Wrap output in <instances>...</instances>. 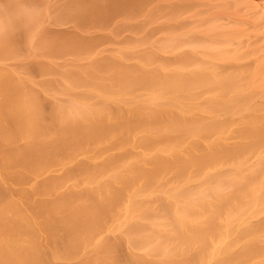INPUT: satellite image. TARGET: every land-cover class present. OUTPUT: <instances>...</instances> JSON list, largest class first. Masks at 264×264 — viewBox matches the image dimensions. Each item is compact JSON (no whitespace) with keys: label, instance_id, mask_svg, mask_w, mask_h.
I'll list each match as a JSON object with an SVG mask.
<instances>
[{"label":"bare ground","instance_id":"1","mask_svg":"<svg viewBox=\"0 0 264 264\" xmlns=\"http://www.w3.org/2000/svg\"><path fill=\"white\" fill-rule=\"evenodd\" d=\"M75 1L0 0V264H264V0Z\"/></svg>","mask_w":264,"mask_h":264},{"label":"rangeland","instance_id":"2","mask_svg":"<svg viewBox=\"0 0 264 264\" xmlns=\"http://www.w3.org/2000/svg\"><path fill=\"white\" fill-rule=\"evenodd\" d=\"M75 3L74 4H77V2L75 1V0H73ZM78 2L80 1V3H81V0H77ZM84 1H86V0H84ZM90 1V0H89ZM88 1V2H89ZM87 2V1H86ZM253 3H255L258 7H261V2L260 1H258V0H253ZM73 4V6L74 7H76V6H78V5H74ZM80 5V4H79ZM64 9V8H63ZM63 9H61V10H63ZM65 9H66V7H65ZM59 10V9H58ZM58 10H57V12H58ZM60 10V14L59 13H57V17H55L54 16V18H53V16H52V18L53 19H49L50 20V23H49V25H47V27L51 30V31H49V30H46V31H48L49 33H57L58 34V32L60 31H66V32H64L63 34H65V33H68V31L70 32V33H73V32H79V33H81L80 32V30H78V29H74L73 28V22L74 21H72L73 19L71 18V20H69V19H67L68 17H65V10L62 12ZM53 14V13H52ZM55 15V14H54ZM56 18V21H54V19ZM75 20V19H74ZM53 21L55 22V23H53ZM104 26V25H103ZM92 28H94V27H92ZM128 32L127 31H125L124 29H122V31H121V34L123 35V34H126V35H128L127 34ZM81 34H84V33H81ZM89 34V33H88ZM90 37V38H92V39H94L95 37H100V39H101V41L103 40V44L101 45V47L102 48H110L111 47V45H112V43H111V35H109L108 33H107V31H97V30H95V29H92L91 30V36L90 35H87V37ZM121 37V36H120ZM127 37V36H126ZM126 37H125V35H124V37H123V39H126ZM122 39V38H121ZM246 61V60H245Z\"/></svg>","mask_w":264,"mask_h":264}]
</instances>
